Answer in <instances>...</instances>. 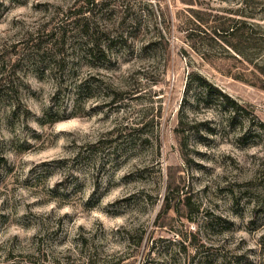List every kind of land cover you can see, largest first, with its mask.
<instances>
[{"label": "rangeland", "instance_id": "obj_1", "mask_svg": "<svg viewBox=\"0 0 264 264\" xmlns=\"http://www.w3.org/2000/svg\"><path fill=\"white\" fill-rule=\"evenodd\" d=\"M80 1L0 0L22 58L66 29L58 68L23 59L0 88V264H264V0H92L114 37L93 61L66 23Z\"/></svg>", "mask_w": 264, "mask_h": 264}, {"label": "trees", "instance_id": "obj_2", "mask_svg": "<svg viewBox=\"0 0 264 264\" xmlns=\"http://www.w3.org/2000/svg\"><path fill=\"white\" fill-rule=\"evenodd\" d=\"M101 2H103V0H98L97 4L100 5ZM88 3H90L91 6L93 5L92 0H81L80 4H84L81 5L83 7L79 6V8L81 9L78 10L77 13H73V15H70L71 17L66 23L72 24L71 32L78 35L79 41H77L76 44L80 46L79 50L80 52H82L85 58L90 61L104 59L106 56V51L108 50L109 45L113 42L114 37H105V42L101 43L100 40H98L99 35L97 31H95L94 29L89 30V18L87 17V15H85V13L90 14L92 9L87 6ZM241 24H248L250 27H253L251 23L249 24L246 22L237 21L231 26L227 27V29H225L224 31H226L229 35H234L238 30H242ZM61 26L62 25L56 27L54 26L50 31L46 32V34L50 36L51 41H49V43H47V45L45 46H43L42 44L40 45L41 41L37 34L31 36L30 39L25 42V44L27 45L23 48L25 49L24 58L20 57L18 55V52L14 50V45H0V88L3 87V85H6V87L8 88H12L13 78H15L16 65L23 59L31 61L36 65H45L46 63L49 71H53V69H56L60 66L59 64L61 60H63L61 57L63 51L62 49H58V47L63 46L62 40L64 38V33L66 30ZM235 50L238 55L247 60L245 55L240 50L236 48ZM195 77L198 80V86L203 89L207 95H212L217 103L221 104L222 107H225L229 111L236 110L238 106L234 100L230 99L222 91L213 87L200 75L195 74ZM55 80H57L56 77ZM85 82L86 80H78L72 83L71 90L76 96L89 90V87ZM56 90H59V85ZM121 93H124V91L122 92L120 90L111 89L102 100L103 104L105 106H115L116 102H118V100L121 98L118 97L121 95ZM87 97H89V95ZM62 119H64L63 116L54 115V117H51L52 122H57ZM258 124L260 128L264 129V123L259 122ZM109 134L111 133L109 132ZM117 134L118 132H116L114 138L117 137ZM110 264L134 263L132 261L128 262L127 257L125 256H119L114 262Z\"/></svg>", "mask_w": 264, "mask_h": 264}]
</instances>
